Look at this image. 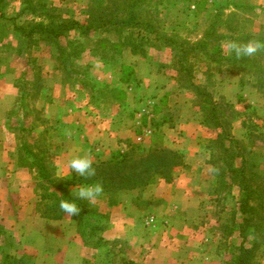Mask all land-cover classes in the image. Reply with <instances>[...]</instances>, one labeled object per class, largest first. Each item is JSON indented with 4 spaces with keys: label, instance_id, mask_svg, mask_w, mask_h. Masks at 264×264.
<instances>
[{
    "label": "rangeland",
    "instance_id": "1",
    "mask_svg": "<svg viewBox=\"0 0 264 264\" xmlns=\"http://www.w3.org/2000/svg\"><path fill=\"white\" fill-rule=\"evenodd\" d=\"M249 40L264 43V0H0V261L264 264V48L228 49ZM70 146L93 161L88 182ZM95 183L77 229L47 211ZM45 210L84 255L33 223Z\"/></svg>",
    "mask_w": 264,
    "mask_h": 264
},
{
    "label": "clouds",
    "instance_id": "2",
    "mask_svg": "<svg viewBox=\"0 0 264 264\" xmlns=\"http://www.w3.org/2000/svg\"><path fill=\"white\" fill-rule=\"evenodd\" d=\"M264 48V43L256 40H249L245 43L231 42L228 45L229 54L234 53L236 57L253 56ZM69 169L71 173L78 174L81 177H92L95 175L93 161L87 156H75L69 161ZM103 192L102 185L82 184L78 188L75 187L71 192V197H66L60 201L59 207L61 211L70 217L80 214L81 208L76 200L94 201ZM74 193V196H73Z\"/></svg>",
    "mask_w": 264,
    "mask_h": 264
},
{
    "label": "trees",
    "instance_id": "3",
    "mask_svg": "<svg viewBox=\"0 0 264 264\" xmlns=\"http://www.w3.org/2000/svg\"><path fill=\"white\" fill-rule=\"evenodd\" d=\"M103 16H104V14H102L101 17H103ZM92 20H94V18H92L91 20H89V21H87L85 23H80V22H77L75 20L70 19V20H63L60 23L53 24V25L39 24V25H36V26L30 28L29 30L25 31L23 35L27 39L33 38L34 35H35V36H38V37H41V38L44 37L48 41L49 40L53 41V40H57L60 36L64 35L66 32H68L70 30H73L75 26L79 27L82 32L86 31L88 28H90L91 26L94 25L92 23ZM102 22H103V20H100V22H98V24H95V25L97 27H99V25ZM116 163H118V162H116ZM150 163L151 164H149V166L151 168H153V169L154 168L156 169L157 166H156V162H155V165H154V158H153V160ZM118 164H121V163H118ZM115 165H117V164H115ZM115 165H114V163L111 164L112 167H115ZM119 169H121V166L119 167ZM111 177H113V176H111ZM82 181L88 182L89 180H87V178L85 177L83 180L81 179V182ZM122 188H127V186L124 185V186H122ZM52 196H53L52 198H53L54 201H53V204L49 205L48 208H47V211H49V212L54 210V209H58L60 201L62 199H65L66 197H70V194H69L68 191L61 190V195L60 196H55V195H52ZM79 200L80 199H77L76 202H78ZM47 211L45 210L44 215L50 216L51 218H54V217L58 216V213L50 214L51 212L49 213ZM1 229H2V227L0 226V231H2ZM6 257H7V255H3L2 261H0V264H7V262H4V261H6Z\"/></svg>",
    "mask_w": 264,
    "mask_h": 264
},
{
    "label": "crops",
    "instance_id": "4",
    "mask_svg": "<svg viewBox=\"0 0 264 264\" xmlns=\"http://www.w3.org/2000/svg\"><path fill=\"white\" fill-rule=\"evenodd\" d=\"M61 129L63 130V128H61ZM66 129H67V127H66ZM64 136H65V134H64ZM64 150H65V152H63V150H61V152L65 153V155L68 156L67 157L68 161H70L74 157V155H76L79 152L78 149L74 148L73 146L66 147V148H64ZM68 217H66V215H65L63 217V219H64L63 222H66L67 226H70L73 229H75V228L77 229V226H76L74 220L72 218H70V217L68 218ZM33 223H37L38 224L37 226H40V224H41V226L45 224L46 226L50 225L51 227L53 226L55 228H60L59 229L60 231H59V234H58L59 236H57V237L61 238V243L63 245H61V246L58 245L59 246V250L61 252L65 251V253H70V250L73 249V248H71V243L70 242L73 240L75 242V244H76V250H75L76 258L78 256L79 257L82 256V254L84 252V249H85L84 246H83V242L77 238V235L74 236L73 238H70V237H72V232L67 235V232L65 231V235H67V236L63 237L62 234L64 233V230H62V227H60L62 221L61 222L53 221L52 218H47L44 215L41 216L39 214V215H37V217H35V220L33 221ZM68 229H69V227H68ZM22 231L25 233V235H27L28 233H31L30 237H33L34 240H36L38 238H41L43 236L42 234H46L47 233V229L46 228H37V230L23 229Z\"/></svg>",
    "mask_w": 264,
    "mask_h": 264
}]
</instances>
